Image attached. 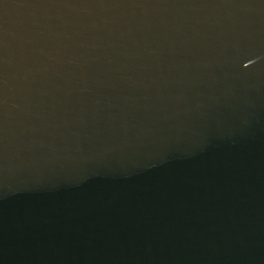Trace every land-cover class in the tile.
<instances>
[{"label":"water","instance_id":"1","mask_svg":"<svg viewBox=\"0 0 264 264\" xmlns=\"http://www.w3.org/2000/svg\"><path fill=\"white\" fill-rule=\"evenodd\" d=\"M0 264H264V0H0Z\"/></svg>","mask_w":264,"mask_h":264}]
</instances>
